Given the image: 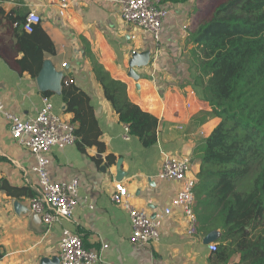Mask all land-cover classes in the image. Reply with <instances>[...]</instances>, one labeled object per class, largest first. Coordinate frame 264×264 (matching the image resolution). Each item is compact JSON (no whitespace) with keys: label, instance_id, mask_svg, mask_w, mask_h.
Returning a JSON list of instances; mask_svg holds the SVG:
<instances>
[{"label":"crops","instance_id":"obj_1","mask_svg":"<svg viewBox=\"0 0 264 264\" xmlns=\"http://www.w3.org/2000/svg\"><path fill=\"white\" fill-rule=\"evenodd\" d=\"M71 1L62 16L50 0H0V102L7 112L25 119L34 117L43 105L44 92L37 82L40 72L36 75V65L28 55L31 34L13 23L14 19L24 21L35 10L42 17L40 30L53 43L54 54L45 53L44 61H51L63 74L62 89L50 92L54 111L75 121L80 137L88 141L83 143L81 137L76 145L55 148L50 154L52 181L79 182L80 205L71 221L47 228L32 212L30 198L19 200L0 189V264H55L65 229L82 238L86 249L98 252L97 264H213L208 234L189 236L183 210L172 206L181 183L157 177L165 154L190 159L196 175L205 139L221 123L212 116L209 103L187 84L191 79L186 62L193 48L188 39L194 30L188 24L193 22L194 3L167 4L171 14L160 57L154 63L152 54L147 67L136 69L140 80L134 87L128 76L129 62L133 52L153 53L150 39L127 24L114 5ZM95 61L127 85L134 104L158 118V141L153 147L145 148L131 135L124 139L126 125L97 82ZM95 140L102 146L89 144ZM108 156L115 157L114 164ZM34 166L35 157L12 138L10 124L0 115V183L29 189L36 197L39 183ZM115 182H123L133 194L134 206L147 208L153 218L161 215L159 241L146 248L130 242L129 214L112 202ZM168 208L169 215L165 213Z\"/></svg>","mask_w":264,"mask_h":264},{"label":"trees","instance_id":"obj_2","mask_svg":"<svg viewBox=\"0 0 264 264\" xmlns=\"http://www.w3.org/2000/svg\"><path fill=\"white\" fill-rule=\"evenodd\" d=\"M195 1L164 0V4ZM29 42L28 55L38 75L44 54H54L53 43L39 26ZM188 43L193 48L186 62L191 79L187 84L209 103L212 116L221 119L205 139L196 174L198 232L219 235L213 264H264V0L221 1L191 31ZM93 72L130 135L145 148L153 147L158 141V118L134 104L127 85L96 61ZM79 134L76 127V136L87 144ZM89 144L102 146L97 140ZM108 159L115 163L114 156ZM0 189L19 200L35 198L29 189L11 187L6 181Z\"/></svg>","mask_w":264,"mask_h":264},{"label":"built area","instance_id":"obj_3","mask_svg":"<svg viewBox=\"0 0 264 264\" xmlns=\"http://www.w3.org/2000/svg\"><path fill=\"white\" fill-rule=\"evenodd\" d=\"M99 4L114 5L119 8L122 19L129 25L140 28L143 35L148 37L154 47L153 62L157 63L163 47L165 24L171 11L164 0H89ZM53 5L59 7L62 16L72 4L71 0H50ZM42 22V17L35 10L30 11L21 23H15L16 28L32 34L35 28ZM186 29V27H184ZM136 36L132 39L136 40ZM160 51V52H159ZM136 52H133V54ZM64 64L63 68H67ZM69 83H73L72 80ZM134 87L137 81L132 82ZM194 94L193 92H191ZM186 107L191 108L190 104ZM0 115L10 124V133L19 145L28 149L35 157L34 172L38 176V195L30 200V208L33 213L41 216L42 222L50 228L55 223L71 221L76 209L80 205L78 199V180L71 182L52 181L48 166L51 162L50 154L53 149H64L74 146L78 142L76 126L67 121L62 115L54 111V105L49 97H43V105L32 118H22L16 114L7 112L0 102ZM179 125L178 129L183 130ZM125 140L130 135L129 127L125 126ZM204 136V132H199ZM157 177L162 180H172L181 183V189L172 202L173 207L182 209L187 223L188 235L198 234V218L194 211L196 175L193 173V165L190 159L170 154L164 155L163 165ZM113 204L123 207L129 214L132 227L130 242L140 248L159 241L161 215L154 218L148 213L147 208L134 206V196L123 182L114 183V191L111 196ZM167 215L171 209L165 210ZM105 248L107 246H104ZM218 244H210V251L216 252ZM59 264H97L99 254L97 251L85 248L82 238L69 229H65L59 245Z\"/></svg>","mask_w":264,"mask_h":264},{"label":"water","instance_id":"obj_4","mask_svg":"<svg viewBox=\"0 0 264 264\" xmlns=\"http://www.w3.org/2000/svg\"><path fill=\"white\" fill-rule=\"evenodd\" d=\"M151 51L146 50L140 53H134L130 62H129V74L128 76L133 79L134 81H139L140 76L137 74L136 69L142 68V67H147L150 62H151ZM38 86L40 90L44 93L46 92H58L60 88L62 89V82H63V74L57 71L55 66L51 61H44L42 65V69L39 73L38 79ZM118 168L120 169L122 166V161L120 160L118 162ZM119 174H121V171H119ZM36 216H38L41 219L40 215H37L34 213ZM42 220V219H41ZM218 239V233L217 232H211L208 234L207 237V243H213ZM59 264V258L56 260ZM47 261H44V264ZM56 262V263H57ZM55 263V264H56Z\"/></svg>","mask_w":264,"mask_h":264},{"label":"rangeland","instance_id":"obj_5","mask_svg":"<svg viewBox=\"0 0 264 264\" xmlns=\"http://www.w3.org/2000/svg\"><path fill=\"white\" fill-rule=\"evenodd\" d=\"M221 1L223 0H196L195 2H190V3H194L193 6L195 7V10L190 18V20L193 22L189 23L188 25L192 29L197 28V26L201 23V21L207 19L211 15L214 8ZM133 27L136 29V31L140 32L141 35L144 34L140 28H137L135 26Z\"/></svg>","mask_w":264,"mask_h":264}]
</instances>
